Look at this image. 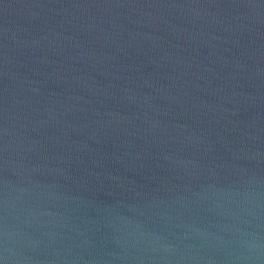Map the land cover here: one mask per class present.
Instances as JSON below:
<instances>
[{"label":"water","instance_id":"water-1","mask_svg":"<svg viewBox=\"0 0 264 264\" xmlns=\"http://www.w3.org/2000/svg\"><path fill=\"white\" fill-rule=\"evenodd\" d=\"M0 264H264V0H0Z\"/></svg>","mask_w":264,"mask_h":264}]
</instances>
